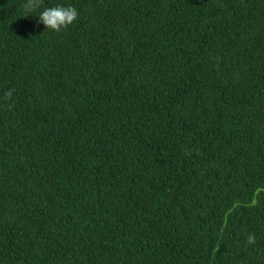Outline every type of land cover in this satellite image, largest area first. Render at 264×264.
I'll list each match as a JSON object with an SVG mask.
<instances>
[{"label": "trees", "instance_id": "1", "mask_svg": "<svg viewBox=\"0 0 264 264\" xmlns=\"http://www.w3.org/2000/svg\"><path fill=\"white\" fill-rule=\"evenodd\" d=\"M24 3L0 0V264H264V0Z\"/></svg>", "mask_w": 264, "mask_h": 264}, {"label": "clouds", "instance_id": "2", "mask_svg": "<svg viewBox=\"0 0 264 264\" xmlns=\"http://www.w3.org/2000/svg\"><path fill=\"white\" fill-rule=\"evenodd\" d=\"M42 4V0H26V3L22 5L23 10L26 13H31L38 9ZM78 11L72 7H64L57 5L51 8H45L39 15V21L48 30L55 32H60L62 29H67L78 19ZM12 91L5 93V99H10L12 96ZM256 242V237L254 233H248L245 243L247 245H253Z\"/></svg>", "mask_w": 264, "mask_h": 264}]
</instances>
